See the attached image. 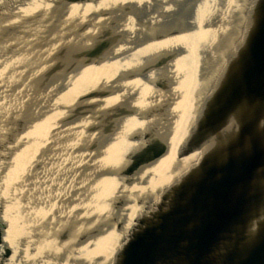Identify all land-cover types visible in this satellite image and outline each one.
Returning <instances> with one entry per match:
<instances>
[{
  "label": "bare ground",
  "instance_id": "1",
  "mask_svg": "<svg viewBox=\"0 0 264 264\" xmlns=\"http://www.w3.org/2000/svg\"><path fill=\"white\" fill-rule=\"evenodd\" d=\"M194 1L74 2L67 6L65 16V21L70 23L68 27H72L74 39L65 40L61 47L57 43L48 49L51 52L60 47L58 56L61 60L58 62L64 65L69 63L68 66L71 67V64L75 63L73 56L92 45L101 33L103 36L105 32L113 29L115 34L121 35L123 42L108 49V55L102 60L97 58L80 68L77 64L74 74L70 73L69 76L63 77V81H60L62 83H59L61 91L54 99L55 111H51V114L39 121L36 128L27 131V134L31 136L35 134L37 137L34 138V143H31L33 145L27 148L36 149V145L41 144L39 135H45L57 124L67 121V116L74 115L76 108L86 112L92 111L95 119L100 118L107 123L106 129L115 130L111 137L105 135L98 138L100 142H94L93 145L100 149L97 154H100L99 163L95 170L101 167L112 171V175L100 179L99 195H115L110 199V203L114 206L120 198L127 199L129 205L121 213L125 224L118 230L110 225L111 229L107 234L94 239L92 248H86L85 256H105L108 260L111 256H115L116 250H120L132 236L130 229L134 216L150 214L151 209L159 203L162 190L173 182L178 183L190 170H196L208 152L214 153L210 157V162L220 168L224 167L228 157L227 152L223 151L226 144L235 139L241 119L252 115L251 111L255 104L246 102L237 104L228 113L225 125H222L221 129L209 134L203 144L189 155L181 158L178 156L189 132H195L196 121L201 118L204 110L206 108L210 110L212 106L221 102V98L213 97L210 100L211 93L219 85L222 88L231 86L234 72L237 74V70L244 68L241 50L243 45L245 48L249 42V37L257 23L258 18H255L254 14L257 12L259 14L264 7V0H200L197 6ZM59 2L60 0H31L27 4L26 0H5L4 4H9L11 7L8 6V11L2 13V16L7 15L4 20L14 25L12 27L16 30L21 25L14 23L20 20L29 22L28 26H30L29 16L34 13L41 12L42 16L59 14L61 12ZM48 9H52L51 13ZM87 17H90V25L75 31L78 25L79 27L83 25ZM117 20L123 21L116 25ZM174 26L187 31L167 34L162 39H157V33L170 32ZM141 42L144 44L136 46ZM21 43L22 41L17 45ZM234 50L239 58L230 56ZM168 57L163 65L143 75L116 81L122 74L137 72ZM32 63L31 61L29 64ZM225 63L228 66L230 64V70L226 73H224ZM51 69L49 68L47 72ZM160 86L166 90L164 91ZM107 88L114 89V92L106 96L87 99L85 97L93 90ZM125 108L133 112L121 114L120 111ZM84 114L71 117L73 125H70L66 131L75 130L82 135L91 123L89 117H83ZM159 115L161 117H157ZM263 125L264 119L260 116L257 126V135L260 137L263 134ZM76 127L81 129L77 130ZM95 134L96 132H89L83 140L86 143L88 139L92 142ZM152 134L162 136L166 140V153L156 161L143 166L141 172L133 176H120L131 162L132 156L147 143ZM262 142L264 143V138ZM250 146L248 141L244 147L232 153V156L237 160L246 157L251 151ZM21 154L18 153L14 164L18 161L22 163L24 153ZM87 156L90 157L91 154ZM10 174L13 175V171L6 176L9 177ZM129 179L131 181H128ZM263 179L264 165L253 172V179L249 184L254 182L263 184ZM139 201L142 202L141 205L137 204ZM246 213V220H249L246 239L240 247L242 258L264 236V204H252L246 209ZM105 225H108V222ZM4 240L9 247L21 243L13 223L9 225ZM4 254L1 251L0 258ZM211 254V258L221 260L224 252L218 248ZM9 261H12L9 264L25 262L21 252ZM112 261L111 259L110 262ZM238 262L239 260L235 261ZM30 263H33V259Z\"/></svg>",
  "mask_w": 264,
  "mask_h": 264
},
{
  "label": "rangeland",
  "instance_id": "2",
  "mask_svg": "<svg viewBox=\"0 0 264 264\" xmlns=\"http://www.w3.org/2000/svg\"><path fill=\"white\" fill-rule=\"evenodd\" d=\"M4 1L0 0V220L6 224L4 239L13 223L21 243L10 247L12 254L8 258L1 255L0 264H9L20 252L25 262L21 260L17 264H114L110 260L115 256L109 260L105 256H85L86 248L93 247L94 239L83 244L78 241L83 233L97 226H102L103 236L111 229L109 225L118 230V225L125 224L121 213L129 204L114 206L110 199L115 195L100 196L98 184L104 177L101 172L107 169L95 170L100 149L93 144L105 135L111 137L115 130L106 129L107 123L95 119L93 112L87 111L83 117H89L91 123L82 135L75 130L66 131L73 125V119L67 120L47 134L39 135L41 144L36 145V149L27 148L37 138L27 131L36 128L39 121L56 109L54 99L61 91L59 83L69 63L59 68V73L49 76L46 73L61 60L58 52L64 41L74 39L72 27H68L70 23L65 21V14L58 30L48 35L53 14L42 16L39 12L29 16L30 26L22 20L14 23L21 25L15 30L14 25L4 20L7 15L2 16L9 6ZM26 2L29 4L31 0ZM199 3L200 0L194 1L196 6ZM48 11L51 13L52 9ZM36 15L39 17L34 19ZM89 21L87 17L83 24ZM122 21L117 20L116 25ZM79 29L78 25L75 31ZM20 41L22 43L17 45ZM57 43L60 47L49 52L48 49ZM23 120L27 123L20 131ZM89 132L96 134L92 142L88 139L86 143L83 139ZM20 152L24 153V160L14 164ZM11 171L13 175L7 177ZM136 218L137 215L133 224ZM1 251L5 253L2 244Z\"/></svg>",
  "mask_w": 264,
  "mask_h": 264
},
{
  "label": "water",
  "instance_id": "3",
  "mask_svg": "<svg viewBox=\"0 0 264 264\" xmlns=\"http://www.w3.org/2000/svg\"><path fill=\"white\" fill-rule=\"evenodd\" d=\"M87 1L91 0H60L61 12L53 16V24L49 26L47 34L58 30L68 5ZM254 16L258 18L254 31L245 48L243 45L242 50L239 49L243 55L244 68L237 70V74L234 72L231 86L222 88L219 85L214 89L210 100L213 97L221 98V102L212 106L210 110L208 108L204 110L201 118L196 121L195 132H189L186 142L178 153L181 158L202 145L209 134L225 125V118L237 104L243 102L255 104L251 111L252 115L241 119L235 139L227 143L223 150L228 154L224 167L220 168L210 162V157L214 153L208 152L196 170H190L178 183L173 182L162 190L160 201L151 209V213L137 217L131 226L132 236L130 235L128 242L116 252L114 264H264V236L244 258L241 256L240 248L247 235L249 219L246 220V209L252 204H264V183L249 184L253 179V172L264 165L262 142L264 125L262 137L257 135L260 116L264 119V7ZM38 17L35 16L34 19ZM90 23L91 20L83 24L79 30L88 27ZM184 31L187 29L174 26L170 32L157 33V39H162L167 34H179ZM114 32L111 29L103 36L101 33L91 46L77 52L73 56L75 63L65 68L62 77L65 78L75 72L77 64L80 68L97 58L104 59L108 55V49L123 43L121 35ZM143 44L141 42L136 46ZM232 54L231 57L239 58L235 50ZM167 59L169 57L145 66L137 72L122 74L116 81L143 75L163 65ZM63 66L64 63L58 62L46 73V76ZM225 67L224 73L230 70V64L229 66L226 64ZM113 92L112 88L96 89L85 97L87 99L106 96ZM130 111L133 112L125 108L120 113L126 114ZM73 113L74 115L68 117V121L72 120L71 117L82 115L86 111L76 108ZM20 122L21 125L24 124L19 129L21 131L25 128L27 120ZM248 141L251 145L250 153L242 159H235L232 153L244 147ZM166 151V140L162 136L152 134L147 143L132 156L131 162L120 176H133L141 172L143 166L161 158ZM111 172L105 170L101 172V176L112 175ZM125 203L127 199L124 198L116 202L117 205ZM138 204L141 205L142 202L139 201ZM4 223L1 219L0 244L5 247L3 257L8 258L12 250L4 240L3 232L6 228ZM118 227H122L121 224ZM103 232L101 225L88 230L80 236L78 244L96 239L102 236ZM218 248L224 252L221 260L211 258V253ZM236 260L239 262L235 263Z\"/></svg>",
  "mask_w": 264,
  "mask_h": 264
}]
</instances>
